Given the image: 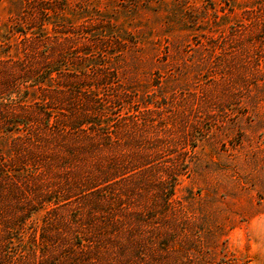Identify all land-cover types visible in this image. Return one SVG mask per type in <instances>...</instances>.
<instances>
[{"label": "rangeland", "instance_id": "1", "mask_svg": "<svg viewBox=\"0 0 264 264\" xmlns=\"http://www.w3.org/2000/svg\"><path fill=\"white\" fill-rule=\"evenodd\" d=\"M14 1L0 0V108L36 117L42 90L16 80L49 48L14 33ZM64 1L73 26L106 37L116 136L23 159L0 123V227L24 264H264V0ZM79 91L48 93L57 117Z\"/></svg>", "mask_w": 264, "mask_h": 264}, {"label": "trees", "instance_id": "2", "mask_svg": "<svg viewBox=\"0 0 264 264\" xmlns=\"http://www.w3.org/2000/svg\"><path fill=\"white\" fill-rule=\"evenodd\" d=\"M14 2L16 8L19 9L17 15L19 25L12 27L14 33L33 45L31 53H35L38 46L49 48L43 62L28 70H20V77L16 78V82L19 80V82L29 85L28 89L42 90L44 99L41 104L44 105V111L37 114L36 117H33L32 114L22 116L19 111L13 108L12 103H7V108H0V123L5 126V130L3 129L2 132L6 135H17L16 139L23 147V159H27L32 151L35 152L36 145L63 143L66 139L69 141L68 147L70 148L79 145V147L93 149L101 148L105 142L113 140L116 136L113 132L114 126L111 125V121H107L109 114L104 108V100L101 97L103 87L110 84V82H102L111 81V76L107 75L106 77L102 73L109 67L105 61L108 54H104L106 52L101 49L99 44L101 41L98 40V37L103 39L106 37L99 33L86 32L84 29L92 26L87 25L88 23L73 26L65 17L64 12L67 10V6L64 4V0H15ZM18 26L22 29L17 28ZM262 33L264 34V31ZM94 75H101V81L94 83L95 79L92 78ZM79 82H88L89 84L84 83L85 85L82 86ZM57 83L58 85H56ZM11 89L14 90L12 82ZM54 89H57L65 99L68 95L64 94L69 89L73 91L80 89L78 100L67 99L69 102L66 106L69 110L64 109L66 113L61 119L55 115V108L51 107L56 100L48 95ZM61 89H63L62 92ZM15 94L22 98L20 93ZM25 100L21 101L19 106L29 109L30 105L28 104L30 103ZM77 101L82 102L80 108ZM1 103L0 105L5 106L4 102ZM10 105L12 106L10 107ZM18 118H21L22 121H17ZM41 119L44 122H41ZM9 126L14 127L13 130L16 131L9 130ZM110 127L114 129L111 130ZM3 155L0 153V172L8 162L6 155L3 157L4 160L1 158ZM109 172L111 175L105 177V180L114 176L113 171ZM19 218L15 227L24 225L27 221V215L22 212ZM6 229L2 231L0 227V264H24L27 251L16 247L17 239L12 237L14 227ZM71 248V250L79 252L83 246L72 244Z\"/></svg>", "mask_w": 264, "mask_h": 264}]
</instances>
